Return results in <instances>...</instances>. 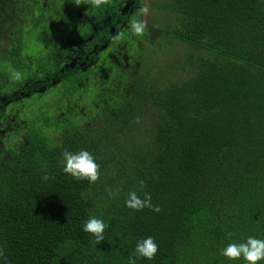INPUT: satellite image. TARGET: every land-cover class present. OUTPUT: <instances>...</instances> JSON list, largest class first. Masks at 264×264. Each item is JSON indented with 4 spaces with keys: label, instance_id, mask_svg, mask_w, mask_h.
I'll return each mask as SVG.
<instances>
[{
    "label": "trees",
    "instance_id": "1",
    "mask_svg": "<svg viewBox=\"0 0 264 264\" xmlns=\"http://www.w3.org/2000/svg\"><path fill=\"white\" fill-rule=\"evenodd\" d=\"M120 1L95 10L72 36H92L96 53L111 25L117 30L131 17L120 13ZM16 2L0 0V42H11L2 47L3 57L18 69L31 23L18 17L26 15ZM71 3L59 2L60 26L68 25ZM158 6L175 15L165 36L189 48L183 76L169 73L152 91L144 88L152 113L144 133L119 129V118L98 132L68 123L64 139L51 143L31 127L20 150L0 156V249L7 257L0 264H127L137 242L149 236L159 251L137 264H245L220 249L248 236L264 239V0H167ZM90 51L74 67L52 68L40 86L64 77L82 85L74 69L94 57ZM100 76L95 102L110 110L104 70ZM114 103L117 112L135 103L144 107L133 95ZM81 149L100 165L95 184L63 172L62 153ZM45 171L53 178L44 181ZM140 180L160 212L125 206L129 191L143 196ZM118 187L120 195L110 198L108 190ZM91 216L109 225L98 245L82 230ZM227 232L234 233L232 241Z\"/></svg>",
    "mask_w": 264,
    "mask_h": 264
},
{
    "label": "rangeland",
    "instance_id": "2",
    "mask_svg": "<svg viewBox=\"0 0 264 264\" xmlns=\"http://www.w3.org/2000/svg\"><path fill=\"white\" fill-rule=\"evenodd\" d=\"M61 1L16 2L26 15L18 17L23 22L27 19L31 23L25 30L24 48L20 55L22 64L18 69L11 67L3 57L2 47L11 45V42L8 39L0 42V100L4 101L0 105L2 159L8 158L10 149L20 150L25 145L26 133L31 127L42 129L51 143H59L64 139L68 123L69 127L98 132L109 128L111 122L119 118V129L144 133L152 120V113L148 111L144 99L147 98L144 88L152 91L169 73L183 76L181 65L189 48L165 36L166 28L175 17L167 8L158 6L167 0H148V29L143 37H133L126 33L125 40L120 44L112 43L110 37L96 53L93 51L96 41L92 36L87 39L72 36L78 27L91 22L95 10L88 5L77 7L72 2L68 25L60 26L62 24L56 16L59 15ZM139 4L140 0L137 7ZM120 7L122 12L126 8L123 4ZM128 21L118 31L126 30ZM42 31H45V36L39 39L38 34ZM101 38L102 36L98 39ZM90 50L94 57L89 62H80L74 69L75 76L82 75V85L64 77L54 79L49 86H40L52 68L56 67L60 71L75 65ZM102 70L107 78L103 88L111 95L110 110H104L100 103L95 102L96 94L102 87ZM27 86L33 89L24 90ZM128 95L139 96L144 105L143 109L137 108L135 103V108L127 105L126 112H123L124 109L117 112L113 106L114 101ZM136 99L134 98L135 102ZM137 117L139 122H136Z\"/></svg>",
    "mask_w": 264,
    "mask_h": 264
},
{
    "label": "clouds",
    "instance_id": "3",
    "mask_svg": "<svg viewBox=\"0 0 264 264\" xmlns=\"http://www.w3.org/2000/svg\"><path fill=\"white\" fill-rule=\"evenodd\" d=\"M75 6H90V9L101 10L107 6H111L113 0H72ZM150 7L148 0H140L139 6L135 9L131 19L128 21L127 28L124 31H117L111 36V42L114 44L122 43L126 38V33H130L133 37H143L148 29V15ZM139 122V117L136 118ZM63 172L76 181H88L95 184L100 179V165L96 162L95 157L88 150L81 149L78 152H70L65 150L62 153ZM51 175L45 171L42 179L48 181L52 179ZM139 192L143 193L141 197L137 190H131L127 193L125 206L134 212H139L145 208L155 212H160L158 205H153L151 194L145 191L147 185L144 180L138 181ZM122 189L119 187L113 192L108 190L110 198H116L120 195ZM109 227L103 219L95 216L89 217L82 225V230L95 238L98 245L104 241L105 230ZM234 233L227 232L226 238L232 241ZM159 251L158 244L151 236L141 239L137 242L134 253L129 255L127 264H137V260L144 258L154 260ZM220 255L231 261L243 260L245 264H260L264 261V239L248 236L243 242H229L225 247L220 249ZM0 258L7 260L3 249H0Z\"/></svg>",
    "mask_w": 264,
    "mask_h": 264
},
{
    "label": "flooded vegetation",
    "instance_id": "4",
    "mask_svg": "<svg viewBox=\"0 0 264 264\" xmlns=\"http://www.w3.org/2000/svg\"><path fill=\"white\" fill-rule=\"evenodd\" d=\"M135 1H136V4H135L136 6H134V9H131V5L133 4L134 0H130L129 2H127L126 0H121V1L119 2V4H118V10L120 11L121 14H126V13H129V12H130L131 15H132V14L134 13L135 9L137 8L138 0H135ZM122 4L126 6V8H125V10H124L123 12H122L121 9H120V8H121L120 6H121ZM128 11H129V12H128ZM128 20H129V19H128ZM128 20H127V21H128ZM118 21H120V20H118ZM114 24H115V23L112 24V25H113V28L109 29V30H110V33H109V38H108V40L110 39L111 34H113V31L117 32V31L120 29V27L122 26L123 23L121 24V26H119V28H118L117 30L115 29ZM105 42H106V41H105ZM103 44H104V43H103ZM103 44H101L100 48L102 47ZM96 46H97V45L95 44V46L93 47V50H96ZM100 48H99V49H100ZM99 49H98V51H99ZM77 62H78V61H77ZM77 62H76V63H77ZM84 62H85V61H84ZM76 63H75V65H76ZM79 64H80V63H79ZM71 67H74V65H72Z\"/></svg>",
    "mask_w": 264,
    "mask_h": 264
}]
</instances>
